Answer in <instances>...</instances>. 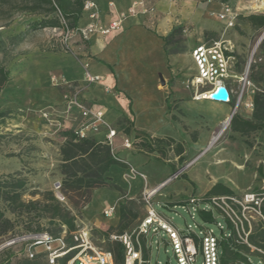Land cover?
Listing matches in <instances>:
<instances>
[{"label": "rangeland", "instance_id": "374dc122", "mask_svg": "<svg viewBox=\"0 0 264 264\" xmlns=\"http://www.w3.org/2000/svg\"><path fill=\"white\" fill-rule=\"evenodd\" d=\"M164 1L167 2L166 10L154 8L159 18L171 15L172 18L168 20L172 22V26H182L181 32L176 35V42L166 46L169 51L177 49L176 52L170 53V67L174 72L170 80L172 86L193 95V88L189 82L196 70L190 54L191 48L208 39H219L232 46L238 58L240 71L248 67V78L255 86L250 88V96L264 88V35L260 39L264 33V26L253 28L245 19L251 13L264 14V0ZM25 4L26 0L0 2V64L9 72V79L0 92V111L8 110L7 115L0 118V134L4 135L0 141V175L19 173L26 178V188L22 196L24 200L40 197L39 194L32 195L36 191L53 190L75 214L78 229L84 227L90 229L92 242L106 250L112 239L104 234L108 227L102 229V223L107 216L102 213L104 208L101 211L99 208L102 207L104 198L94 196L96 188L90 191L89 200L85 202V196L77 195L75 191L67 192L66 195L63 193L59 152L63 138L58 134L62 126L50 122L42 115V112L50 111V108L61 104L68 89L67 85L54 84L50 79V60L56 62H61L64 58L82 60L85 55L78 48V44L83 48V39L77 33L73 34L67 48L60 47L57 41L61 36V29L53 30L51 26L35 25V22L56 16L57 13L21 11L20 7ZM224 5L237 13L235 23L231 27L217 15ZM54 43L58 46H54ZM51 57L53 58L50 59ZM52 76L63 81L56 70ZM70 85L74 86V83ZM121 95L128 105L130 102L133 111L132 97L124 89L121 90ZM229 109L232 110V105H229ZM231 110L229 112L217 110L216 114L220 117L212 121L207 120L200 112L193 118L183 115L182 132L179 130L175 132L178 136L176 140L181 141L185 149L182 161H179L171 149L167 150L165 158H158L156 152L138 151L135 143L139 139L135 138V132L130 129L127 134L123 128H118L116 123L113 124L118 133L117 138L128 137L131 141V146L125 149L136 155L133 158L129 157L132 165L122 170L123 175L116 171L111 173L121 184L112 180L121 188L120 191L116 190L118 196L115 212L119 211L120 205L129 211L125 217L128 225L123 231L135 230L145 213L142 192L146 180L149 183L147 188L157 186L156 182L160 183L171 175V163L175 166L174 173L177 176L160 187L152 195L151 201L154 208L168 218L179 231L194 235L197 241L203 236L205 229H211L215 235L220 234V229L214 221L204 222L199 217L195 206L186 202L190 196L203 200L206 198L205 192L216 182L227 185L233 190V194L238 196L246 192L264 191V131L255 130L242 135L231 131L228 124L218 137L213 139L222 126L221 122L229 116ZM212 113H215L213 105ZM226 113L228 116L224 117ZM137 123H141L140 115L137 117ZM123 126L131 127L130 119L127 118ZM121 154L126 155V152L121 151ZM139 173L144 174L146 180L141 178ZM180 174L186 176L182 177ZM135 179H140L143 187L132 191L130 184ZM72 201H75L76 205ZM0 207L4 210L5 216L14 219V215L2 200ZM217 220L223 221L220 218ZM43 223L45 226H52L48 225L45 219ZM257 225V221H254L253 229ZM22 227L23 223L19 218L13 233L0 237V250L11 246L18 255H21L20 249L25 246L28 255L31 246L26 239H33L37 234L26 233ZM111 233L118 234L121 231L115 229ZM58 237H63L66 246L69 245L64 231H61ZM146 242L147 248L142 251V258L146 257L148 264L165 262L178 264L162 231L149 232L141 236L140 243L145 245ZM49 245L50 249H54L60 247L61 242L53 239ZM31 250L34 253L44 251L41 264H52L50 252L44 243L34 245ZM198 250L195 264H201L203 260L199 247ZM247 255L255 263L259 262L260 258L264 260V254L260 252ZM28 257L32 258L29 255ZM228 264L242 263L232 261Z\"/></svg>", "mask_w": 264, "mask_h": 264}, {"label": "built area", "instance_id": "2783aa9c", "mask_svg": "<svg viewBox=\"0 0 264 264\" xmlns=\"http://www.w3.org/2000/svg\"><path fill=\"white\" fill-rule=\"evenodd\" d=\"M83 11L86 12L89 21L84 26L76 28H71L59 10L56 11L59 26L51 28L53 30L61 29V36L57 41L60 47L67 48L70 37L76 33L84 39L93 32L108 34L110 31L118 29L124 18V14H120L116 19L106 24L98 22V7L95 0H85ZM129 11L134 12V8ZM217 15L228 27H231L235 23L237 13L231 10L229 6L224 5ZM57 43L53 45L58 46ZM190 54L196 70L189 82L193 88L194 99H207L212 102L230 104L232 105L231 114L237 112L242 106L250 111L253 110V99L251 97L244 99V97L250 96V88H255V86L248 78V67L246 66L241 71L238 69V58L232 46L219 39H208L194 45ZM84 77L88 82L99 78V76L92 75L88 71H85ZM51 79L54 84L62 83L68 86L62 102L64 116L59 119L56 116V109L52 108L50 111L42 112L43 117L59 126L71 128L80 137L93 136L94 133L104 130L105 140L111 144L112 138L117 135V131L105 121L104 111L101 108L93 109L81 101L76 86H71L68 82L59 80L54 76ZM219 86L226 88L227 98L225 100H216L211 97V93ZM259 91L264 92L263 90ZM75 112L80 117L77 126L70 124V119ZM122 145L124 148L131 146L128 137L123 138ZM139 175L145 179L144 174L139 173ZM176 176L173 173L157 186L143 190L142 195L146 209L135 230L109 235L110 239L123 244L124 264H148V259L142 258V251L146 250L147 242L142 245L140 237L149 232L158 233L159 231L166 235L178 264H195L196 256L199 253L198 247L203 259L201 264H221V244L228 240L234 244L247 245L251 250L264 254L262 248L252 245L249 241V234L253 229L254 221H257L258 225L264 229V191L260 193L246 192L239 196L235 194L212 195L203 200L196 196H190L186 202L193 204L196 210L198 207L212 209L213 221L220 229L219 235H215L211 229H205L203 236L197 241L194 235L183 234L179 231L168 218H165L154 208L151 201L152 195ZM59 186L57 185V187ZM114 212L115 206L110 205L104 208L102 213L104 216L110 217ZM217 218L223 221H219ZM190 232L192 233L191 230ZM71 235L72 245L66 246L63 237H57L54 239H58L61 246L50 249L49 242L53 238L43 232L33 237V245L44 243L50 252L52 264L55 263L56 258L67 254H70L67 264H114L112 252L101 249L92 242L90 229L86 227L77 229ZM31 247L28 250L30 257L34 254ZM255 264H264V260L260 258L259 262Z\"/></svg>", "mask_w": 264, "mask_h": 264}, {"label": "crops", "instance_id": "0c3cea01", "mask_svg": "<svg viewBox=\"0 0 264 264\" xmlns=\"http://www.w3.org/2000/svg\"><path fill=\"white\" fill-rule=\"evenodd\" d=\"M95 2L98 7V22L106 24L124 14L121 26L108 34L93 32L86 39L80 36L84 45L81 48V44H78V48L85 56L80 61L71 58H64L61 62L50 60V79L56 70L63 81L74 83L79 90V99L93 109L101 108L105 121L112 126L125 116L132 121L131 129L134 132L141 130L155 137L170 136L176 140L178 136L175 132H178L177 130L182 132L183 115L193 118L200 112L207 120L212 121L220 117L216 114L217 110L223 109L226 112L231 110L230 104L220 102L214 104L207 99H194L189 92H181L170 84L174 72L170 67V54L166 53L161 36L171 30L172 22L168 19L172 17L168 15L159 18V14L154 10L155 7L166 10V1L95 0ZM131 8H134V12L129 11ZM88 21L86 12L82 10L77 27L84 26ZM85 71L99 78L88 82L84 77ZM122 89L133 99V115L130 114L126 99L121 95ZM249 97L253 99V95H246L244 99ZM212 105L215 106V113H212ZM52 108L56 109V116L59 119L64 116L62 103ZM235 113L247 117L252 111L242 106ZM77 115L75 112L70 119L73 126L79 123L80 117ZM139 115L141 123H137ZM226 116L227 113L224 117ZM117 135L112 138V152L129 167L132 165L129 157L133 158L136 155L123 147V138H117ZM93 136L96 140H105V131L94 133ZM121 151L126 152V155H122ZM126 168L112 165L106 175L115 181L111 175L112 171L123 175L122 170ZM158 182L155 184H159ZM117 183L121 185L120 181ZM147 185L149 183L146 180L144 189H148ZM142 187L143 182L140 179H135L130 184L132 191ZM94 196L104 198L100 211L110 205L115 206L116 211L118 196L116 190L98 187L94 190ZM118 222L119 211L105 219L102 229L116 226Z\"/></svg>", "mask_w": 264, "mask_h": 264}, {"label": "trees", "instance_id": "16d2710c", "mask_svg": "<svg viewBox=\"0 0 264 264\" xmlns=\"http://www.w3.org/2000/svg\"><path fill=\"white\" fill-rule=\"evenodd\" d=\"M5 0H0L3 2ZM27 4L20 7L21 11L30 12H56L59 10L61 15L66 19L71 28L77 27V21L81 17L85 0H26ZM223 1V0H222ZM246 21L253 28L264 26V14L251 13L246 16ZM38 27L59 26L57 16L43 18L35 22ZM182 30L181 25L172 26L171 30L161 38L164 41V47L167 54L174 53L177 49L169 51L166 46L176 42V35ZM239 69V68H238ZM9 79V72L0 64V92L5 83ZM172 80V79H171ZM264 91V88H262ZM130 113L133 114L130 108ZM8 113V110L0 111V118H3ZM127 117H121L116 125L118 128H123L125 133H129L131 127H124ZM132 125V121H130ZM229 127L231 131L246 135L255 130L264 131V92L256 91L253 94V110L250 117H243L238 113H234L230 119ZM58 134L62 136L63 141L59 147L60 152V173L62 177L63 193L76 192L77 195H83L84 202L89 200L90 191L93 188L108 187L120 191L118 184L114 183L106 172L112 165H117L123 168L128 167V164L122 161L112 152L111 144L107 140H96L93 136L80 137L75 134L71 128L62 127L58 130ZM4 137L0 134V141ZM135 138L139 139L135 144L140 152H156L158 158H165L168 149H171L178 156L179 161L184 158V145L182 142L176 141L170 136L155 137L150 134L135 130ZM172 173L176 169L173 163ZM185 177V174H180ZM26 178L20 176L19 173L0 175V200L6 203V207L14 215L11 219L4 214V210L0 207V237L8 233H13L15 230L17 219H21L23 230L26 233L40 234L47 233L49 237L57 238L61 231H64L67 236L69 245L73 244L71 233L78 229L75 223V214L71 209L62 202L53 192V190L36 191L34 194H39L40 197L35 199H23V192L26 188ZM233 194V190L222 182L214 183L206 192L205 196L212 195H229ZM69 199L70 197L67 196ZM76 205L75 201H72ZM184 205L185 203H178ZM197 212L199 217L204 222H212L214 220L212 209L198 207ZM128 210H125L123 205L119 206V222L116 226H109L104 234L108 237L112 230L123 231L128 223L125 220ZM43 219L48 225L45 226ZM196 239V237H195ZM197 240V239H196ZM33 239H26L30 246L33 245ZM249 241L252 245L264 250V229L257 225L249 234ZM112 252L114 264H124V246L117 240H110L108 249ZM44 252V251H43ZM43 252H35L32 258L27 255V248L22 246L20 249L21 255H18L11 246H6L0 250V264H41ZM247 253H257L256 250H251L247 245L234 244L230 240L223 241L221 244V264H228L232 261H238L242 264H255ZM70 254L60 256L55 259L54 264H67ZM251 261H250V260Z\"/></svg>", "mask_w": 264, "mask_h": 264}, {"label": "water", "instance_id": "95a60500", "mask_svg": "<svg viewBox=\"0 0 264 264\" xmlns=\"http://www.w3.org/2000/svg\"><path fill=\"white\" fill-rule=\"evenodd\" d=\"M263 35H264V33L262 34V36L260 37V39L263 37ZM162 82L164 83V80H162ZM211 97L214 98V99H216V100H225L227 98V91H226L225 86H219V87H217L216 90L211 93ZM231 117H232V114L228 117V124L230 122ZM164 264H168V263L165 262Z\"/></svg>", "mask_w": 264, "mask_h": 264}, {"label": "bare ground", "instance_id": "6f19581e", "mask_svg": "<svg viewBox=\"0 0 264 264\" xmlns=\"http://www.w3.org/2000/svg\"><path fill=\"white\" fill-rule=\"evenodd\" d=\"M254 6V5H253ZM263 6V5H262ZM249 7V6H248ZM251 7V6H250ZM253 8V7H252ZM222 126L220 128V130L213 136V139H215L216 137H218V135L227 127L228 125V117H226L222 122ZM61 254V253H60Z\"/></svg>", "mask_w": 264, "mask_h": 264}]
</instances>
